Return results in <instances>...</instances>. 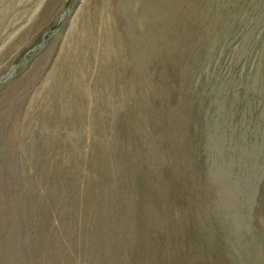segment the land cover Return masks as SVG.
I'll return each instance as SVG.
<instances>
[{
  "label": "rangeland",
  "instance_id": "rangeland-1",
  "mask_svg": "<svg viewBox=\"0 0 264 264\" xmlns=\"http://www.w3.org/2000/svg\"><path fill=\"white\" fill-rule=\"evenodd\" d=\"M0 264H264V0H0Z\"/></svg>",
  "mask_w": 264,
  "mask_h": 264
}]
</instances>
